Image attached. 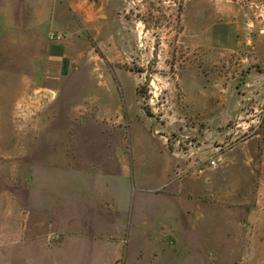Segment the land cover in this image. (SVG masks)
<instances>
[{
    "label": "rangeland",
    "instance_id": "rangeland-1",
    "mask_svg": "<svg viewBox=\"0 0 264 264\" xmlns=\"http://www.w3.org/2000/svg\"><path fill=\"white\" fill-rule=\"evenodd\" d=\"M95 2L62 61L51 32L0 46V264H264V0ZM139 124L172 153L167 187L63 198L80 129L128 150Z\"/></svg>",
    "mask_w": 264,
    "mask_h": 264
},
{
    "label": "crops",
    "instance_id": "crops-1",
    "mask_svg": "<svg viewBox=\"0 0 264 264\" xmlns=\"http://www.w3.org/2000/svg\"><path fill=\"white\" fill-rule=\"evenodd\" d=\"M96 3L95 0H0V46L5 48L6 43L36 44L44 41L49 32L53 31L72 36L74 30L71 29V24L74 26L75 18L92 21L98 17L95 12ZM99 9L101 10V6ZM55 43L60 48H57L59 51H53L55 56H59L55 59L62 61L63 40ZM106 86L116 97L117 85L105 84L101 87L104 89ZM115 101L117 100H112ZM107 107L110 109L109 104ZM115 112L117 110H111L110 113ZM88 122L92 124L94 121ZM140 126L141 134L135 132L129 137L128 150H120L116 141L113 145L108 143L107 136H102L101 132H96L92 126L80 129L76 152L72 155L65 152L61 163L63 198L68 197V202L84 204L86 187L94 186L99 179L104 186L111 188H117L118 179L126 186L135 184L138 187L155 189L167 187L175 168L172 153L167 149L163 138H158L154 132H150L145 124ZM180 164L182 169L185 164ZM188 178L183 176L174 185L179 193H185V196L186 184L190 180ZM203 183L201 190L206 193L209 186L206 181ZM196 189H200L198 185L195 187V193ZM108 196L111 203V194ZM188 213L195 215L190 211Z\"/></svg>",
    "mask_w": 264,
    "mask_h": 264
},
{
    "label": "built area",
    "instance_id": "built-area-1",
    "mask_svg": "<svg viewBox=\"0 0 264 264\" xmlns=\"http://www.w3.org/2000/svg\"><path fill=\"white\" fill-rule=\"evenodd\" d=\"M51 39H54V40H62L64 35L60 32H51ZM212 163H214V161H212Z\"/></svg>",
    "mask_w": 264,
    "mask_h": 264
}]
</instances>
